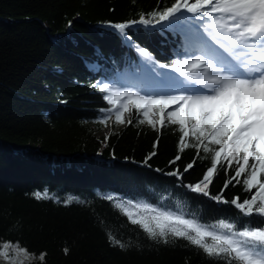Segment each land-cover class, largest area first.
<instances>
[{"label": "trees", "instance_id": "trees-1", "mask_svg": "<svg viewBox=\"0 0 264 264\" xmlns=\"http://www.w3.org/2000/svg\"><path fill=\"white\" fill-rule=\"evenodd\" d=\"M173 2L0 0V241L29 248L37 256L33 264H224L186 240L149 239L123 214L128 208L150 215L141 207L148 205L218 231L221 220L240 224L246 218L233 205L188 187L203 179L212 153L191 136L185 143L195 146L183 147L179 126L167 115L163 127L157 122L153 128L139 124L131 109L124 119L133 122L117 123L114 109L101 111L113 108L104 99L111 93L94 87L98 81L129 87L120 80L126 76L133 85L130 74L144 69L134 44L151 53L157 73L170 75L173 64L182 69L183 61L193 58L182 34L161 29L155 20V27L137 24L125 36L110 27ZM136 82L135 90L151 94ZM202 85L201 79L196 86ZM105 126L111 132L99 135ZM236 167V160L231 168L224 161L226 171L207 189L211 195L223 190V199L242 201L256 191L245 192L236 180L225 188ZM45 192L51 198H36ZM251 223L259 224L260 218L252 217ZM109 235L128 247H114Z\"/></svg>", "mask_w": 264, "mask_h": 264}, {"label": "snow or ice", "instance_id": "snow-or-ice-1", "mask_svg": "<svg viewBox=\"0 0 264 264\" xmlns=\"http://www.w3.org/2000/svg\"><path fill=\"white\" fill-rule=\"evenodd\" d=\"M184 12L191 13L196 19L208 17L210 20V23L201 26L204 34L191 41L192 47L188 51L193 58L185 59L182 69L176 64L172 66L173 71L179 72V77L185 79L156 73L158 77H163L160 83L172 90L166 95L142 93L131 87L117 88L98 81L94 87L102 93L110 92L104 99L113 106L101 111L114 109L117 123L131 124L133 121H126L124 113L135 109L139 124L147 122L155 128L157 122L162 127L165 125V110L177 105L166 115L172 125L179 126L182 134L180 144L183 147L195 146L185 143V138L191 136L203 146L205 153H212L211 166L203 179L188 187L218 203L233 205L246 219L240 224L221 220L218 231L216 226L210 229L195 220L149 208L148 205L141 207L150 215L134 213L128 208H124L123 214L131 224L139 225L149 239L158 243L186 240L210 259L223 261L224 264H264V0H192L191 3L190 0H174L163 10L147 13L150 19L141 13L139 20L114 23L110 27L127 35L126 30L137 24L155 27L152 23L155 20L157 24L167 22L161 24L163 29L181 19ZM213 13L219 15L214 16ZM208 29L216 31L209 32ZM128 39L131 40V37ZM133 46L141 55L151 59L147 49ZM158 67L167 69L169 66L159 64ZM201 79L203 85L197 89L195 86ZM100 123L106 121L101 120ZM209 145H219V148L213 149ZM176 159L179 160L180 156ZM250 159L253 161L251 164ZM233 160H236L237 167L234 175L225 182V188L236 180L243 184L245 192L256 190L242 201L240 197L223 199V190L214 196L207 190L214 176L221 170L226 171L224 161L231 168ZM192 167L193 164H188L185 171ZM242 174L244 178L241 181L237 178ZM168 175L177 176L178 173L170 172ZM35 196L37 199L51 198L46 192L36 193ZM115 206L121 207L119 203ZM254 216L260 218L259 224L251 223ZM109 241L121 250L128 247L111 235ZM9 247H16L18 252L29 255L25 249L8 243L0 245V255L7 258L6 249ZM64 251L67 253L68 249ZM44 255L39 257L41 261Z\"/></svg>", "mask_w": 264, "mask_h": 264}, {"label": "rangeland", "instance_id": "rangeland-1", "mask_svg": "<svg viewBox=\"0 0 264 264\" xmlns=\"http://www.w3.org/2000/svg\"><path fill=\"white\" fill-rule=\"evenodd\" d=\"M209 7L210 6H205V8H209ZM208 23H210V20L208 19V17H202L199 21L195 22V26H192L194 23L190 24V25L193 28H198L199 25H204V24H208ZM184 25H186V24H184ZM176 30L179 31L180 33H182L183 35H185L186 30L183 29V31H182L180 28H176ZM210 31L215 32L216 30L210 29ZM203 34H204V30H202V28H200V29L198 28V29L192 30V32H190L187 36L188 37H196V36L203 35ZM192 39L193 38H191V41H192ZM205 39H207L206 35H205ZM186 47L187 48L192 47V43L190 45H187ZM143 64H144V71L142 73L138 74L135 72L133 74H130V77H132V79L135 81L133 83V85H129V82H126L127 78H129L127 76L120 78L121 82L123 84H126L127 86L131 87L133 90H135L134 88L138 84L136 81H140V82H142V84H144L146 89L152 95L169 94L170 92H168V91H172V90L165 87L162 83H160V81L158 80L157 76L154 73V70L156 69V67H155L156 65H155L154 60L152 58L151 59H145V60H143ZM175 73H176L175 71L170 70V76L176 77ZM179 79H182V78H179ZM183 79H185V78L183 77ZM162 88H164L165 90L162 91L161 90ZM196 88L199 89L198 87H196ZM166 89H168V91H166ZM204 90L207 91V89H204ZM136 91H138V90H136ZM170 111H171L170 108L167 109L165 115L167 114V112H170ZM110 132H111V127L105 126L100 131L99 135L107 136ZM5 243H8V244L13 245V246H18L19 248H23L27 251V253H29V255H25L23 253L18 252L16 247H9L8 249H6V251L8 252L7 258H5L3 255H0V264H33L37 260V256L29 248L21 245L20 243L13 241V240H1L0 241V245H3Z\"/></svg>", "mask_w": 264, "mask_h": 264}, {"label": "bare ground", "instance_id": "bare-ground-1", "mask_svg": "<svg viewBox=\"0 0 264 264\" xmlns=\"http://www.w3.org/2000/svg\"><path fill=\"white\" fill-rule=\"evenodd\" d=\"M162 91L165 90L164 88L161 89ZM166 91H168V89H166Z\"/></svg>", "mask_w": 264, "mask_h": 264}]
</instances>
